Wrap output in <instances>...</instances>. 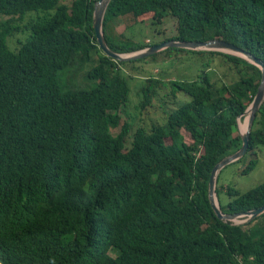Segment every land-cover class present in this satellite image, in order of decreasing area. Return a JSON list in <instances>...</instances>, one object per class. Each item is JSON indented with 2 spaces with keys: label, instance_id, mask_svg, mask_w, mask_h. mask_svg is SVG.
<instances>
[{
  "label": "trees",
  "instance_id": "1",
  "mask_svg": "<svg viewBox=\"0 0 264 264\" xmlns=\"http://www.w3.org/2000/svg\"><path fill=\"white\" fill-rule=\"evenodd\" d=\"M61 1L0 0V264H264V214L245 224L222 221L208 198L213 168L241 148L238 119H247L261 70L236 55L165 49L159 54L221 57L239 79L218 83L207 69L192 81H168L169 95L189 98L169 108L160 94L165 82L148 77L139 109L158 103L166 124L125 122L114 136L130 93L121 65L133 61L99 49L97 0ZM33 12L24 26L15 23ZM146 14L157 25L175 20L176 35L164 42L221 39L264 64V0H110L102 29L113 52L151 46L112 34L122 17ZM20 32L26 36L13 51L8 39ZM87 65L83 79L95 85L67 88V75ZM259 146L264 101L236 161L255 157L242 174L255 169ZM225 192L232 197L226 205L218 198L225 214L264 206V182Z\"/></svg>",
  "mask_w": 264,
  "mask_h": 264
},
{
  "label": "rangeland",
  "instance_id": "2",
  "mask_svg": "<svg viewBox=\"0 0 264 264\" xmlns=\"http://www.w3.org/2000/svg\"><path fill=\"white\" fill-rule=\"evenodd\" d=\"M71 1L72 0H62L61 2L70 5ZM151 16L152 14H146L139 18H133L131 15L122 17L118 23L116 22L112 25V34L116 37L122 35V39L126 38L135 44H150L151 46L160 44L164 42L165 39H171L176 35V22L174 19L168 17L162 24L157 25L152 23L150 20ZM35 17L36 13L33 12L27 14L23 21H19L17 17L14 19L16 24L24 26L31 18ZM5 19H7V17H2V20ZM25 36V33L20 32L14 37L9 38L8 45L11 50L16 51L19 48L18 39L23 41ZM208 64L210 67L206 68L205 65ZM121 66L122 75L127 78L130 93L128 103L119 112V124L112 130V135L114 136L120 131L118 127L125 122L133 125L143 124L147 128L153 124H166V118L164 116L166 113L163 112V109L158 103H155L153 107H148L146 110L139 109L141 88L148 77L153 76L155 78H160L165 82L166 87L160 90V94L165 96L166 101L169 102V108H174L178 103L189 101V98L182 93H177L176 98L169 95L170 84L168 81H192L200 75L202 71L207 69H209V76L212 80L218 83H232L235 80H238L240 76L237 74L233 65L228 62L226 63L221 57L215 56L210 59V56L207 55L198 56L191 53H185L176 57L175 51H170L165 54L156 53L153 57H147L145 61L135 60L131 63L122 64ZM91 67V65L85 66L83 71L76 76L71 74L67 75L65 81L70 84V87L67 88L77 89L80 87L88 90L93 87L96 82L90 81L86 78L83 79L84 72H88ZM242 75L248 76L250 75V72L243 69ZM246 117L247 116H245V118ZM243 123L245 129L247 123L246 120ZM243 130L239 127L238 133H244L245 131ZM181 134L185 143L190 144L192 142L190 135L184 130H181ZM164 141L166 144L170 143V139L168 138ZM255 154L257 165L255 169L248 174H242L241 171L251 159H255L252 153H249L240 162H233L226 165L220 171L217 178L218 184L216 182L215 189L219 187L220 189L223 188V191L221 190V192H219L218 197L216 195L218 204L220 201L222 205H226L229 200L232 199V197L225 192L227 188L235 189L240 194H244L264 182V146H259L255 150ZM243 219L244 218L240 217L235 219L234 222L239 223ZM261 222H264V219H262ZM112 255L114 254L112 253Z\"/></svg>",
  "mask_w": 264,
  "mask_h": 264
},
{
  "label": "water",
  "instance_id": "3",
  "mask_svg": "<svg viewBox=\"0 0 264 264\" xmlns=\"http://www.w3.org/2000/svg\"><path fill=\"white\" fill-rule=\"evenodd\" d=\"M109 2L110 0H97L94 6L92 27L95 33V39L99 49L106 57L110 59L117 61H135L138 59H143L153 56L154 54L159 53L168 48H178V49H185L191 51H217L221 53L236 55L239 57H243L245 60L257 66L261 70V79L259 86L257 88L256 95L244 113V115L247 116L248 118V123L245 132L240 133V138L242 141L241 148L234 154L224 158L213 168L208 185V198L216 217L222 221L234 222L235 219L241 217L244 219L241 222L235 224H245L247 222L253 221L260 215L264 214V206L257 209H253L243 214H225L222 212L220 205L217 203L216 193H215L216 182L220 171L226 165L240 160L248 150L252 125L255 120L256 114L259 111L260 106L264 101V64L260 60L255 58L253 55L248 53L247 51L233 44L227 43L221 39H212L208 41L169 40L154 46H150L146 49H143L139 52H135L132 54H127V55L117 54L113 52L107 45L102 29L105 11ZM239 121L240 118L238 119V124H237L238 130H239Z\"/></svg>",
  "mask_w": 264,
  "mask_h": 264
},
{
  "label": "bare ground",
  "instance_id": "4",
  "mask_svg": "<svg viewBox=\"0 0 264 264\" xmlns=\"http://www.w3.org/2000/svg\"><path fill=\"white\" fill-rule=\"evenodd\" d=\"M246 122L248 123V118L246 119ZM247 123H246V127H247ZM239 127L243 130L244 129V123L243 122H240V126ZM246 127H245V129H246ZM245 129L243 131H245Z\"/></svg>",
  "mask_w": 264,
  "mask_h": 264
},
{
  "label": "built area",
  "instance_id": "5",
  "mask_svg": "<svg viewBox=\"0 0 264 264\" xmlns=\"http://www.w3.org/2000/svg\"><path fill=\"white\" fill-rule=\"evenodd\" d=\"M235 223V222H234Z\"/></svg>",
  "mask_w": 264,
  "mask_h": 264
}]
</instances>
